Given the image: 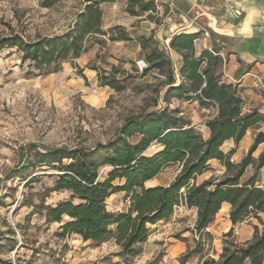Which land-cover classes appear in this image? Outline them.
<instances>
[{"label": "trees", "instance_id": "1", "mask_svg": "<svg viewBox=\"0 0 264 264\" xmlns=\"http://www.w3.org/2000/svg\"><path fill=\"white\" fill-rule=\"evenodd\" d=\"M63 0H39L43 7H52ZM113 0H83L75 13L72 24L61 34L39 36L24 40L17 34L0 40L1 48H15L22 62L29 64L38 74L61 71L62 63L78 58L94 43L130 40L120 25L107 30L101 27L100 4ZM126 12L138 14L155 11L152 0H126ZM199 32L174 34L167 49L181 56L176 69L168 50L160 48L152 34L138 37L148 72L157 75L150 88L154 95L152 110L125 116L106 141L91 145L78 143L41 147L29 143L21 147L22 160L17 173L26 178L29 169L48 168L54 171L53 185L39 193V202L33 210L40 213L45 222L61 223V237L75 234L84 241L101 244L113 239L121 254L134 257V245L146 241L151 224L170 219L174 207L180 202L196 208L193 231L198 234L195 246L180 256V264L188 257L203 250L210 235L205 228L213 221L222 203L230 205L229 220L232 225L249 217L264 224L259 213H264V189L257 186L260 168L264 165V150L257 158L252 156L258 144L264 143V131L257 132L246 155L237 163L231 158L235 151L224 152L226 140L235 144L243 138L252 125L264 123V114L257 109L245 111L238 87L222 81L220 67L223 57L214 48L198 50L194 39ZM213 33L210 31V36ZM100 86H108L115 92L126 89L124 79L117 77L118 70L97 69ZM84 79L82 69H78ZM196 100L202 108H213L214 113L205 120L209 136L204 139L200 130L190 125L180 115L178 106L170 108L171 100ZM151 146L157 149L147 154ZM211 159L218 160L224 168L221 178H209L196 182V177L209 168ZM167 166H176L178 172L168 185L146 186L145 182L156 177ZM248 166L253 173L242 181ZM107 172L102 177V170ZM31 176L26 182H34ZM52 192H67V199L54 205L45 203ZM114 193H123L128 203L122 212H111L106 200ZM209 237V238H208ZM222 251L217 260L207 257L202 264H262L264 260V228L253 226L252 237L236 242L233 228L223 234ZM204 238V240L202 239Z\"/></svg>", "mask_w": 264, "mask_h": 264}, {"label": "rangeland", "instance_id": "2", "mask_svg": "<svg viewBox=\"0 0 264 264\" xmlns=\"http://www.w3.org/2000/svg\"><path fill=\"white\" fill-rule=\"evenodd\" d=\"M82 1L63 0L43 7L39 0H0V40L14 34L24 40L61 34L72 24ZM99 51L96 59L85 61L82 68L68 60L59 72L38 74L29 62L21 61L15 48L0 49V264H96L100 258V264H134V257L121 254L112 239L84 244L75 234L61 237L59 226L66 217L61 223H48L28 205L37 204L39 193L53 185V170L29 169L26 178L17 173L24 145L74 146L106 141L125 116L155 108L150 87L139 93L132 89L112 91L106 96L91 85L87 75L91 78L92 74L84 72L88 66L109 69L111 61L108 50ZM156 149L151 146L146 153ZM102 172L104 177L107 168ZM175 174V166H167L158 182L164 184ZM31 176L36 181L26 182ZM67 197V192H52L45 203L54 205ZM117 202L124 207L121 197L107 205ZM184 214L183 207L171 220L177 221Z\"/></svg>", "mask_w": 264, "mask_h": 264}, {"label": "crops", "instance_id": "3", "mask_svg": "<svg viewBox=\"0 0 264 264\" xmlns=\"http://www.w3.org/2000/svg\"><path fill=\"white\" fill-rule=\"evenodd\" d=\"M152 1L156 5L155 11H140L138 14L126 12L128 6L126 0L101 3V27L107 30L114 25H120L128 33L130 40L110 41L106 36H103L104 44L94 43L87 51L72 61L80 64L82 68L85 61L96 59V56L101 52L99 50H108L111 61L108 63L109 69L106 70L115 66L118 70L117 76L124 79L126 89H132L138 93L143 92L145 87H151L156 83L157 75L152 71L145 76L141 75L142 70L147 66V62L138 43V37L152 34L154 39L158 41L160 48L168 50V42L174 34L196 32L195 23H197L213 33L210 36V41H202L201 46L206 47L211 43L212 47L220 52L224 59L220 67L222 81L237 85L245 111L257 109L264 114V0H173L177 7L175 11H169L168 6L162 2L163 0ZM232 7L241 9L242 16L239 20L232 17L230 13ZM168 53L176 69H178L181 65V56L170 49ZM97 69L99 68L97 67ZM84 72L86 75L87 72L92 74L90 75L91 78L87 75L88 81L91 79L92 86L101 90L106 96L112 93L113 90L108 86L99 85L95 69L88 68ZM256 79L260 81V89L253 86ZM137 80L141 83L137 84ZM172 104L183 107V109L179 107L180 115L190 125L198 128L204 139L209 136V130L204 123L214 113V110L200 107L196 100L180 102L173 99L170 102V105ZM260 131H264V123L262 122L249 127L238 144L230 139L226 140L221 148L224 152L234 148L235 151L231 160L233 163H237L246 155L253 143L254 135ZM263 150L264 143L258 144L252 152V156L257 158ZM208 163L209 168L196 177L197 183L209 178L218 179V174H223L224 168L218 160L211 159ZM175 168L177 173L178 169L176 166ZM252 173L253 168L248 166L244 171L242 181L246 180ZM161 174L162 172L146 181L145 185H168L174 179L164 184L159 183ZM256 185L264 189V165L260 168ZM118 197L123 198L124 207L121 208L122 203L119 204V202L110 207L107 205L111 212H122L128 203L127 199H124L123 193H114L107 198L106 204L109 200H116ZM179 204L181 208L184 207V217L177 221H174V218L171 220L170 217L166 221L149 225L150 233L146 241L134 245L137 250V254L134 256V264L153 262L154 264H180V256L184 255L188 249L194 248L195 241L198 239V235L193 231L197 215L196 208L186 207L183 202ZM229 210L230 205L226 202L222 203L213 221L205 228L210 239H205L203 250L191 254L185 264H202L203 259L207 257L217 260L222 251L223 234L230 228H233V236L236 242L249 240L252 237L254 225H258L260 228V223L253 217L232 225L228 216ZM259 216L264 222V213H259ZM202 239L204 240V238ZM81 241L84 244L91 242L82 239ZM111 243L117 246L114 240ZM156 256L158 259L154 261ZM101 259L103 258L97 259L96 264H100L99 260ZM112 262H117V260ZM262 264H264V260Z\"/></svg>", "mask_w": 264, "mask_h": 264}, {"label": "built area", "instance_id": "4", "mask_svg": "<svg viewBox=\"0 0 264 264\" xmlns=\"http://www.w3.org/2000/svg\"><path fill=\"white\" fill-rule=\"evenodd\" d=\"M162 2L165 3L168 6L169 11H175L177 9V7L175 6L173 0H163ZM195 26L197 27V31L196 32L200 33L199 36L194 39V44H195L196 48L198 50L206 49V50H208V51H210L212 53H215L214 52V48L212 47L211 43H209L206 47H202L201 46V42L202 41H204V40H209L210 41V31H209V29H207V28H205L203 26H200L197 23H195ZM217 54H220V52L218 51ZM253 86L255 88H257V89H260L261 88L260 81L258 79H256L254 81V85ZM181 212H182V208L180 207V204L176 205L174 207L173 214L174 215L181 214Z\"/></svg>", "mask_w": 264, "mask_h": 264}, {"label": "water", "instance_id": "5", "mask_svg": "<svg viewBox=\"0 0 264 264\" xmlns=\"http://www.w3.org/2000/svg\"><path fill=\"white\" fill-rule=\"evenodd\" d=\"M230 13H231L232 17H234L237 20H239L242 16V11L238 7H232L230 9Z\"/></svg>", "mask_w": 264, "mask_h": 264}]
</instances>
